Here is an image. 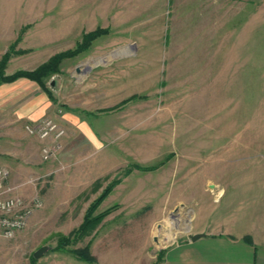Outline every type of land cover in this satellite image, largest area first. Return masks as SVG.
Masks as SVG:
<instances>
[{
    "label": "rangeland",
    "instance_id": "1",
    "mask_svg": "<svg viewBox=\"0 0 264 264\" xmlns=\"http://www.w3.org/2000/svg\"><path fill=\"white\" fill-rule=\"evenodd\" d=\"M232 58L241 62L227 71ZM46 64L55 108L45 115L84 116L95 143L56 116L66 132L38 180L43 205L0 236V264L181 241L197 190L210 202L228 169L244 166L233 158L244 131L264 129V0H0V76ZM110 184L90 214L106 215L75 236Z\"/></svg>",
    "mask_w": 264,
    "mask_h": 264
},
{
    "label": "crops",
    "instance_id": "2",
    "mask_svg": "<svg viewBox=\"0 0 264 264\" xmlns=\"http://www.w3.org/2000/svg\"><path fill=\"white\" fill-rule=\"evenodd\" d=\"M234 60L227 61V71H231L230 64L238 60L241 62V58ZM12 83L13 87L10 86ZM54 103L46 91L32 80L25 78L0 85V170L7 171L4 185L14 187L13 194L25 198L39 194L44 183L43 179L38 181L39 177L49 173L50 161L57 157L43 160L41 147L51 140L39 139L24 129L25 122L35 121L53 112ZM58 115L69 127L79 124L81 133L94 142L96 135L92 136L91 130L86 129L85 124L89 122L84 116L70 111ZM238 143H241V147H237V156L233 158L238 160L242 157L244 166L241 169H228L226 175L221 173L227 176V184L216 186L210 202L203 201L202 189L195 191L192 206L195 228L189 230L181 241L162 249L132 248L127 252L122 249L92 250L95 262L82 260L67 250L55 249L58 257L53 258L51 263L264 264V129L256 131L248 127ZM254 160H258V163ZM246 162L249 166H245ZM34 214L29 221H34ZM195 233L202 236L191 240L189 235ZM160 250L161 257L156 259ZM124 255H130L132 259L124 263Z\"/></svg>",
    "mask_w": 264,
    "mask_h": 264
},
{
    "label": "built area",
    "instance_id": "3",
    "mask_svg": "<svg viewBox=\"0 0 264 264\" xmlns=\"http://www.w3.org/2000/svg\"><path fill=\"white\" fill-rule=\"evenodd\" d=\"M25 131L45 142L41 147L43 160L55 158L61 149V138L65 134V127L56 116L45 115L35 121L24 124ZM7 177L5 169L0 170V236L12 238L24 229L35 210L41 208L43 200L36 194L31 198H25L19 194H13L14 187L5 186Z\"/></svg>",
    "mask_w": 264,
    "mask_h": 264
},
{
    "label": "trees",
    "instance_id": "4",
    "mask_svg": "<svg viewBox=\"0 0 264 264\" xmlns=\"http://www.w3.org/2000/svg\"><path fill=\"white\" fill-rule=\"evenodd\" d=\"M97 33V32H96ZM95 32H91L90 34L87 35L88 37L93 38V36L96 35ZM86 36H84L85 38ZM62 56V54H58L57 56H55L52 60V62L57 63L58 59ZM52 69V68H51ZM49 67V64L42 66L39 69L33 70V71H22V72H18L12 76L9 77H1L0 76V83L1 82H11L13 80H15L17 77L19 76H24L25 78L35 81L44 91H46V93L48 94V96L53 99L52 94L47 90V88L44 86V83L42 82V78L44 76H47V74H49L50 71H52ZM150 168V167H148ZM115 182V181H114ZM113 184V183H112ZM111 184L107 187H105L101 193L98 195V197L89 205V210L88 212L85 214L84 219L82 221V224L79 226V228L76 230L75 236H79L81 234H83L84 232H86L91 226L92 224H94L96 221L98 222L99 220H101L103 218V216L106 215V213L108 212L107 210H103L101 212H99L96 215H91V212L94 210V208L101 202V200L107 195V193L109 192ZM60 240L63 244L68 243V238L61 236ZM71 253L75 254L78 258L85 260L87 262H95V257L93 255H91V253L88 250V247H85L83 250L80 249H76V250H71ZM162 254V253H161Z\"/></svg>",
    "mask_w": 264,
    "mask_h": 264
},
{
    "label": "water",
    "instance_id": "5",
    "mask_svg": "<svg viewBox=\"0 0 264 264\" xmlns=\"http://www.w3.org/2000/svg\"><path fill=\"white\" fill-rule=\"evenodd\" d=\"M200 236H202V234L201 233H195V234H190L189 235V238L191 239V240H195L196 238H198V237H200ZM47 248V246H42V247H40V248H38L34 253H33V256L35 257V258H37V257H39L41 254H42V252L45 250Z\"/></svg>",
    "mask_w": 264,
    "mask_h": 264
}]
</instances>
